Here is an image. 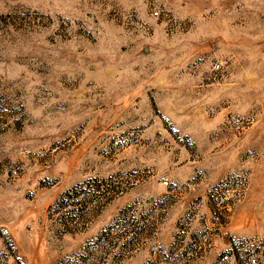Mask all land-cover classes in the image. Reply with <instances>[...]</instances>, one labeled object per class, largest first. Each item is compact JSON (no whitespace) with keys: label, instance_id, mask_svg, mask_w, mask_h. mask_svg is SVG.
<instances>
[{"label":"rangeland","instance_id":"rangeland-1","mask_svg":"<svg viewBox=\"0 0 264 264\" xmlns=\"http://www.w3.org/2000/svg\"><path fill=\"white\" fill-rule=\"evenodd\" d=\"M250 257L264 0H0V264Z\"/></svg>","mask_w":264,"mask_h":264},{"label":"built area","instance_id":"built-area-1","mask_svg":"<svg viewBox=\"0 0 264 264\" xmlns=\"http://www.w3.org/2000/svg\"><path fill=\"white\" fill-rule=\"evenodd\" d=\"M154 14L157 15V11H155ZM228 257H229V256H228L227 254H224V255L222 256V259H223V260H227ZM255 262H256V259H255L254 257H250V258H249V263H250V264H255Z\"/></svg>","mask_w":264,"mask_h":264}]
</instances>
